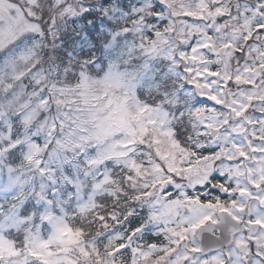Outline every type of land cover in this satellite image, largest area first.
I'll return each instance as SVG.
<instances>
[{
  "label": "snow or ice",
  "instance_id": "1",
  "mask_svg": "<svg viewBox=\"0 0 264 264\" xmlns=\"http://www.w3.org/2000/svg\"><path fill=\"white\" fill-rule=\"evenodd\" d=\"M0 264H264V0H0Z\"/></svg>",
  "mask_w": 264,
  "mask_h": 264
}]
</instances>
